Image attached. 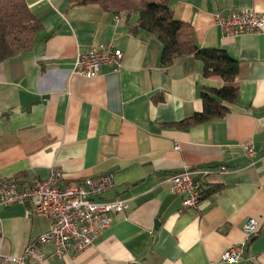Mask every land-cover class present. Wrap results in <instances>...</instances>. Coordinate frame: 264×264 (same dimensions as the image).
I'll return each mask as SVG.
<instances>
[{"label":"crops","instance_id":"0c3cea01","mask_svg":"<svg viewBox=\"0 0 264 264\" xmlns=\"http://www.w3.org/2000/svg\"><path fill=\"white\" fill-rule=\"evenodd\" d=\"M27 2L45 26L31 49L0 61V179L34 184L57 169L63 183H74L111 172L116 186L104 199L129 202L93 245L37 264H264V28L230 37L214 19L216 11L240 7L264 12V0H169L192 23L199 47L224 48L239 61L237 101L188 127L172 123L203 109L201 87L225 83L204 75L193 53L162 65L161 40L133 32L124 12L70 0ZM112 39L124 51L120 70L71 73L77 51ZM248 143L257 150L253 161ZM185 167L213 169L200 209L183 207L170 190V176ZM28 207L0 208V254H21L50 227L49 216ZM249 218L259 221L250 237ZM244 240L242 259H221Z\"/></svg>","mask_w":264,"mask_h":264},{"label":"built area","instance_id":"2783aa9c","mask_svg":"<svg viewBox=\"0 0 264 264\" xmlns=\"http://www.w3.org/2000/svg\"><path fill=\"white\" fill-rule=\"evenodd\" d=\"M214 19L223 34L230 37L264 28V12L249 7L216 11ZM123 61L124 51L112 39L77 51L71 73L93 77L104 65L112 71L120 70ZM246 154L253 161L257 154L253 143L247 144ZM219 168L227 170L224 164ZM212 172L210 167H185L170 176V190L182 196L183 207L200 209L205 201L203 182ZM62 180L63 172L57 169L34 184H19L14 178L0 179V208L25 202L29 204V214L47 215L51 219L48 230L29 241L21 254H0V264H37L48 258L79 253L99 239L111 225L115 213L129 207L128 200L120 196L104 199L116 186L111 172L85 176L74 183ZM244 229L250 237L259 229V221L249 218ZM246 244V240L232 243L223 251L221 259L239 261Z\"/></svg>","mask_w":264,"mask_h":264},{"label":"trees","instance_id":"16d2710c","mask_svg":"<svg viewBox=\"0 0 264 264\" xmlns=\"http://www.w3.org/2000/svg\"><path fill=\"white\" fill-rule=\"evenodd\" d=\"M86 3H98L107 10L124 12L133 32L145 29L155 34L163 44L162 65H169L193 53L202 60L204 75L223 77L225 83L220 87H201L200 95L204 102L201 111L175 121L173 125L188 127L222 116L229 110L226 102L237 101L239 86L235 79L239 72L238 59L224 48L199 47L192 23L177 17L169 0H70V5ZM133 14L136 19L131 22ZM44 26L27 0H0V61L31 49Z\"/></svg>","mask_w":264,"mask_h":264}]
</instances>
